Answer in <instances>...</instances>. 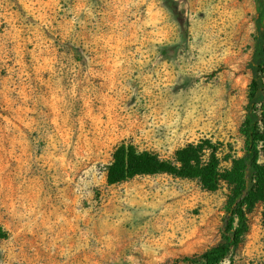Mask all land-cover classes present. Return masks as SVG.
<instances>
[{
	"label": "rangeland",
	"instance_id": "374dc122",
	"mask_svg": "<svg viewBox=\"0 0 264 264\" xmlns=\"http://www.w3.org/2000/svg\"><path fill=\"white\" fill-rule=\"evenodd\" d=\"M257 5L0 0V264H189L219 240L226 184L106 167L122 143L242 155ZM263 214L222 264H263Z\"/></svg>",
	"mask_w": 264,
	"mask_h": 264
},
{
	"label": "trees",
	"instance_id": "16d2710c",
	"mask_svg": "<svg viewBox=\"0 0 264 264\" xmlns=\"http://www.w3.org/2000/svg\"><path fill=\"white\" fill-rule=\"evenodd\" d=\"M254 23L255 32L247 63L251 78L245 114L239 127L243 137L241 156H221L219 144L208 138L178 148L171 159L122 143L115 148L106 167L109 185L136 176L156 174L196 180L207 191L217 190L221 183L227 185L229 195L220 238L199 253L182 256L183 261L189 264H222L248 232V214L258 203L264 202V163L260 162L264 146V0H258ZM222 161H227L228 166L223 167ZM6 237L7 232L0 227V241Z\"/></svg>",
	"mask_w": 264,
	"mask_h": 264
}]
</instances>
